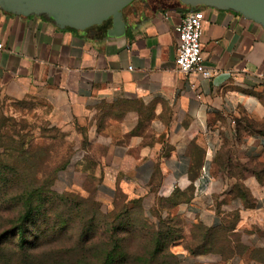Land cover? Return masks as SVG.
<instances>
[{"label": "crops", "instance_id": "0c3cea01", "mask_svg": "<svg viewBox=\"0 0 264 264\" xmlns=\"http://www.w3.org/2000/svg\"><path fill=\"white\" fill-rule=\"evenodd\" d=\"M195 10L205 15L201 47L210 77L183 74L175 63L176 27ZM123 17L126 33L112 39V18L84 29L60 28L47 16L0 9V102H31L65 132L89 124L88 142L106 148L92 169L100 178L98 196L112 202L119 192L149 193L141 205L152 223L157 178H163L158 195L169 196L189 185L199 160L191 200L174 208L191 222L221 227L215 167L228 148L231 160L245 165V173L226 175V186L240 184L249 198L245 204L236 196L229 200V209L242 214L245 247L257 250L245 261L264 264V28L238 12L180 0H133ZM119 102L153 106L142 126L148 141L132 133L135 111L100 133L90 124L102 106Z\"/></svg>", "mask_w": 264, "mask_h": 264}, {"label": "rangeland", "instance_id": "374dc122", "mask_svg": "<svg viewBox=\"0 0 264 264\" xmlns=\"http://www.w3.org/2000/svg\"><path fill=\"white\" fill-rule=\"evenodd\" d=\"M152 109L151 105L120 102L102 106L90 124L95 123L100 133L108 123L123 121L135 111L139 121L132 133H142L148 141L149 132L142 131V126L151 119ZM90 131L89 124L71 132L52 127L41 108L31 102H0V192L5 194L0 199V233L8 234L0 264H151L154 234L142 206L132 208L131 218L125 217L128 231L125 228L115 236L112 227L117 223L113 218L123 215L128 201L141 202L149 193H120L112 202L98 196L100 178L92 174V169L101 164L106 148L88 142ZM232 157L226 148L216 158L215 177L221 183L216 206L224 223L211 233L177 213L175 189L169 196L158 195L163 182L158 178L151 188L157 205L152 213L157 211L177 228L169 235L173 239L167 242L165 251L178 258L162 253L154 264H251L245 261V255H255L257 250L245 247V226L238 229L242 214L229 209L232 196L242 197L245 203L237 184L226 186L231 179L227 173L243 169ZM65 162L67 167L61 169ZM6 165L9 169L2 168ZM191 185L190 179L189 185L180 189L187 198ZM43 187L51 192V203L35 201L36 209L24 234L17 233L14 230L27 210V198ZM112 210L114 214L108 216ZM259 258L264 261V254Z\"/></svg>", "mask_w": 264, "mask_h": 264}, {"label": "water", "instance_id": "95a60500", "mask_svg": "<svg viewBox=\"0 0 264 264\" xmlns=\"http://www.w3.org/2000/svg\"><path fill=\"white\" fill-rule=\"evenodd\" d=\"M133 0H0V9L15 15L51 18L58 27L84 29L101 25L112 18L109 38L126 33L123 9ZM186 6L206 4L217 9L232 10L264 28V0H180Z\"/></svg>", "mask_w": 264, "mask_h": 264}, {"label": "trees", "instance_id": "16d2710c", "mask_svg": "<svg viewBox=\"0 0 264 264\" xmlns=\"http://www.w3.org/2000/svg\"><path fill=\"white\" fill-rule=\"evenodd\" d=\"M67 164L68 163L65 162L62 165L61 169H63V168L65 169L67 167ZM201 166H202V162L197 160L195 162L193 174L191 175V178H190L191 181H192V179H194L198 175L199 171L201 170ZM242 167H243L242 172L245 173V165H243ZM2 168L9 169V166L6 165V166H4ZM247 170L249 171L250 168H247ZM0 174H1V176H3L1 171H0ZM2 178H0V179L2 180ZM237 179H243V178L242 177H238ZM237 185L241 188V193H242V195L245 196V200H248L249 198H248L247 194L245 193V188L241 187V185L238 184V183H237ZM190 188H191V191H190L191 194H190V196H188V198L185 196V193L182 192L179 188L175 189L174 192H175V195L177 197V201L174 202V206H177L178 204H180L182 202H189L191 200V198L193 196V191H194L193 185H191ZM47 191L48 190L45 189V187H43L38 192L33 193L35 196H29L27 198V201L25 202V203H27V210L24 212V215H23L22 219L20 220L19 224L15 227L14 231H16L17 233H20V234H24L25 226L31 220L32 213L36 209V207L34 205L35 201H41V202H47L48 201L49 203H51L50 202L51 201V197L48 195L51 192L47 193ZM120 193H122V192H119V193H117L115 195V199H117L119 197ZM4 196H5L4 192H0V199L2 197H4ZM179 196H182V197H179ZM45 205H46V203H44V205L41 206L42 210H44ZM136 206H139L138 208H141V206H142L141 202H137V201L134 202L133 200L132 201H128L125 204V206L123 207L122 211H121V213L123 215L120 216V217L113 218L115 220V222L117 220V223L112 224L113 225L112 226L113 227V232H114L115 236H117L119 234H122L125 231V228H126V230L128 229L126 226H129V222H128V220H125V217L131 218L130 211L132 210V208H134ZM156 206L157 205H155V208H156ZM155 208H154V210H155ZM112 211H109L108 213H111ZM114 211L111 214H108V216L114 214ZM153 215L157 218V222L156 223H152L149 220V218L145 219L148 222V224L151 226L153 234H154L153 235V249H152V251H151V253L149 255L151 264H154L155 262H157V260H158L157 258L162 253H164L165 256H173L174 258L177 259L178 255H176V254L173 255V254H170L171 253L170 251H165L166 248H167V242L170 239H173L169 235L170 234H174L175 231H177V228L173 227V226L171 227L170 223H169L171 221L167 220V219H164L161 216V214H158L157 211H156V213H153ZM196 225L198 226L199 229L204 230L206 233H211L214 229H216V228H206V227H204L203 225H201L199 223H196ZM166 228H167V231L165 230ZM179 231H180V229H179ZM165 233H167V234H165ZM7 238H8V234L7 233H0V256H1V251H2L1 249L4 246ZM116 241H117V243L120 242L119 240H116Z\"/></svg>", "mask_w": 264, "mask_h": 264}, {"label": "built area", "instance_id": "2783aa9c", "mask_svg": "<svg viewBox=\"0 0 264 264\" xmlns=\"http://www.w3.org/2000/svg\"><path fill=\"white\" fill-rule=\"evenodd\" d=\"M204 21V12L195 10L187 14L176 27L179 43L175 63L177 70L183 74L196 72L204 77L212 76L211 70L204 62L201 47ZM1 46L2 44L0 48ZM192 88H195L194 84ZM203 171L205 172V169Z\"/></svg>", "mask_w": 264, "mask_h": 264}]
</instances>
